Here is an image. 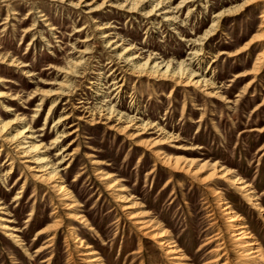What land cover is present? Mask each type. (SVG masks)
<instances>
[{
  "label": "rangeland",
  "instance_id": "rangeland-1",
  "mask_svg": "<svg viewBox=\"0 0 264 264\" xmlns=\"http://www.w3.org/2000/svg\"><path fill=\"white\" fill-rule=\"evenodd\" d=\"M72 1L76 2L77 0ZM88 1L91 2V0ZM102 1L98 0L97 4ZM178 1L180 0H171L169 7L172 8ZM227 1L229 0H209V6L211 5L209 12L204 15L199 9L189 19L187 29H182L184 35H187L185 33L190 32V29H193V35L202 34L210 25L211 13L240 3V0L225 3ZM66 3L50 0L0 2L1 55L5 56L7 53L12 54L13 52L15 57H20L22 61L34 65V72L37 74L34 79H29L16 68L0 71L1 78L11 81L8 86L12 90L21 91L20 89H23L22 91L25 92L23 100L36 88L45 91L55 90L57 86L53 85L64 81L63 76L52 70L44 71L43 69L50 65H62L63 60H74L79 55L74 51L89 47L92 51L89 59V71H87L89 76L80 81L79 90L73 97L72 103L77 105L81 100L94 104L93 99L96 97L92 92L93 89L92 91L87 89L88 86H91L88 83L95 81V73L102 66L105 67L109 57L106 49L103 48V39L100 38L102 32L113 33L112 36L118 35L117 38L125 41L121 46L133 44L138 48L145 45L146 50L160 53L166 60L178 62L186 59L188 47H185L178 40L179 38L168 31L166 27H162L159 31L149 29L150 26L140 22L136 14H132L134 16L130 18L129 14L121 15L122 12H116L110 8H105L94 14H85V7L74 9L67 6ZM198 4L193 3L190 8H198ZM261 5L257 8L251 6L239 14L225 18L216 35L203 48L199 70L206 72L207 78H212L218 88L217 91L229 100V103L205 97L199 92V89L195 90L192 87L175 88L169 81L155 82L146 78L131 77L121 72L125 68L121 70L116 65L114 67L119 69L115 76H124L126 79L123 91L118 96L120 103L118 110L128 113L130 116L136 114L144 121L156 122L166 132L178 136L177 142L158 143L159 146L155 149L161 148L169 154L173 152L172 147L178 144L197 147L194 151L184 153L178 151V153L187 158L199 159L194 169L204 162L208 164L216 162L230 168L235 172V175L251 185L259 203L264 207V129H262L264 127V66L255 78L252 75L243 76L251 69L255 58L264 49V43L262 45L254 43L245 51L232 56L219 55L221 52L233 53L240 49L256 33L260 23L258 17L264 3ZM165 10L169 9L165 8ZM13 11L17 14L11 15ZM29 11L34 13L27 16ZM38 11L47 13L48 22L57 29L55 37H59V39L52 38L48 28L42 27V24L38 22ZM185 13L186 9L180 11L181 18L185 17ZM24 18L26 20L23 21ZM127 18L129 21H126ZM33 21L40 24L33 31L35 37L38 38L34 45L27 46L32 36L20 39L23 36V29L32 25ZM94 21L97 24L108 23L113 28L109 31H96ZM23 22L26 23L20 25ZM83 25L85 30L75 34L74 30ZM3 29L5 30L3 31ZM86 36L91 37L89 42H78L85 39ZM46 42H49L50 47L46 45ZM51 54L63 59L61 63L53 64L50 61ZM195 68L192 67L193 70ZM110 71L109 68L103 70L105 76ZM30 80H33L32 83ZM250 80H254V82L243 91L244 85ZM45 83L52 84L44 85ZM101 98L105 97L101 96ZM36 103L37 101H34L30 105H24L21 102L15 106L20 109L21 106L26 107L27 109L24 111L30 119L31 110ZM47 108L48 105H45L39 112L38 121L35 124L36 129L42 126ZM61 108L62 105L58 112ZM68 113L71 112L68 111ZM80 113H71L73 117L67 124L74 123L78 128L76 133L78 136L75 134L68 140L80 137L82 143L78 147L79 152L72 161L71 167L66 170L64 180L66 186L82 204L79 207V213L85 215L92 230L76 223L70 224L67 221L56 232L51 246L40 253L36 252L45 243L49 234L33 238L40 229L51 222L53 218L50 215L51 211L55 209L58 218L62 219V217L65 218L63 215L66 210L62 206L59 207L60 201L47 186V183L37 182L35 184L29 178L21 198L14 201L17 191L24 182V180H17L18 175L29 164L20 165L21 159L19 160L17 155L10 152L9 155L15 158L18 166L21 167L13 168L14 173L11 178L6 180L2 174L9 167L0 168V205L2 206L0 224L15 228L17 230L13 232L17 236L15 239H20L23 245L8 238L6 234L10 233L9 231L0 229V264H68L71 261H74L75 264H85L80 259L76 244H73L69 226H74L79 237L99 253L104 264H175L176 260L165 255L154 241L142 236V232L135 225L138 220L126 216L128 213L142 212L147 215L146 220L158 221L162 228L170 233L187 257L183 261L184 264H202L207 261L208 258L204 257L206 253L221 240L227 246L225 250L229 251L227 256L230 264H237L231 251L229 231L218 207V195L209 193L182 174H176L167 168L160 167L157 162L153 167L152 165L156 161L154 156L135 146V143L141 140L149 143L160 140V136L152 134L154 129L133 138L137 134V129L134 130L131 126L122 131V135H120V129L127 126L124 120H120L118 124L113 121L108 125L98 124L96 127H89L86 118L83 121L75 119L76 116L81 115ZM3 115L4 111L0 106V120L4 118ZM201 116V121L193 123ZM56 117L57 115L54 118ZM51 122L49 121L45 128L47 133L45 142H48L53 135L50 127ZM109 126L110 128H108ZM76 147V144L73 145L70 151ZM5 152L7 153L8 150ZM5 152L0 151V166L6 160ZM142 152L144 153L141 156ZM54 154L52 152L51 156ZM95 162L103 164L96 165ZM80 167H85L83 170L85 173L83 175L81 173V177L72 182ZM98 170L103 173H111L112 177L125 188L124 198L129 194L133 195L135 198L131 201H135L139 206L126 211L120 210L119 207L130 203H126L125 199L116 202L110 193L104 191L100 184L101 181L97 180L98 175H95ZM151 170L152 173H150ZM210 171V167L205 168L200 174L201 177H206ZM168 179H171L169 183ZM213 187L220 191L222 197L236 213L243 216L249 232L264 249V220L258 211L252 208L245 196L231 189L223 180ZM6 219L12 222H4ZM219 229L221 230V239L202 247L205 240ZM23 247L27 249L28 253H25ZM47 259L50 260L47 261Z\"/></svg>",
  "mask_w": 264,
  "mask_h": 264
},
{
  "label": "bare ground",
  "instance_id": "bare-ground-1",
  "mask_svg": "<svg viewBox=\"0 0 264 264\" xmlns=\"http://www.w3.org/2000/svg\"><path fill=\"white\" fill-rule=\"evenodd\" d=\"M5 1L8 0H0V2ZM50 1L60 3L67 2V6L74 9L85 7V14L101 12L105 8H110V10H116V12L120 13L122 12L121 15L129 14L128 17L130 18L134 16L132 14H136L139 17L140 22L150 26L149 29L159 31L162 27L168 28V31L179 38L178 40L184 44L185 47H188V52L186 54V59L184 60L178 62L166 60L160 53H152L153 51L146 50L145 45L138 48L133 44L121 46L125 41L117 38L119 37L118 35L112 36L113 33L107 34L106 32H102L100 38L103 39V48L106 49V53L109 57H106L107 62L105 67L102 66L101 69H98V72L95 73V81H89L88 83L91 86H88L87 89L89 91H92L93 89L92 92L94 97H96L93 99L94 104L81 100L77 105L72 103L73 97L79 90L78 86L80 81L89 76L87 71H89V59L92 54L89 47H84V49H80V51H74L79 54L74 60L70 59L65 61L51 54L50 61L53 62V64H59L63 60L62 65H50L46 69H43L44 71L52 70L58 75L63 76L64 81L57 82L56 85H53L57 86L55 90L45 91L36 88L32 93L28 94L25 100H23L25 97V92L22 91L23 89H20L21 91L12 90L8 86L11 81L0 77V106L4 111V118L0 120V151L4 153L5 150H8L7 153L5 152L6 160L0 168L4 166L9 167L3 172L2 176L5 180L11 178L14 173L13 168L18 166L16 159L9 155L10 152H13L15 156L17 155L19 160L21 159V162H19L20 165L29 164L25 167L24 171H21L18 175L17 180H24V182L19 191H17L14 201L21 198V194L24 191L23 189L29 178L34 181L35 184L37 182L47 183V186L50 187L60 201V203H58L59 207L62 206V208H65L64 210H66L63 215L65 218L62 217V219L58 218L59 216L55 209L51 211L50 215L53 216L51 222L47 223L46 226L40 229L33 238L35 239L43 234H49L45 243L40 246L36 252L40 253L50 247L56 236V232L67 221L70 224L76 223L87 227L88 230H92L89 227L85 215L79 213V207H81L82 204L78 202L72 191L66 186V181L64 180L66 170L71 167L72 161L79 152L78 147L82 143L80 137L68 140L78 132V128L74 123L67 124L69 123L70 118L73 117L71 113L77 114L81 112V115H78V117L76 116L75 119L83 121L84 118H86V122H89V127H96L98 124L108 125L113 121H116L118 124L120 120H124V122L127 123V126L120 129V135H122V131L128 129L130 126L134 130L137 129V134L134 135L133 138L146 134L147 131L154 129L152 134L158 137L160 136V140L153 143L141 140L139 142L137 141L135 146L150 152V154L154 156L156 161L153 163V167L157 162L160 167L167 168L176 174H182L192 182L198 184V186L206 189L209 193L218 195V207L222 216H224V222H226L229 231L228 238L232 247L231 251L234 254L237 264H264V249L249 232L248 227L244 223L243 216L236 213L231 205L222 197L220 191L215 190L213 186L223 180V182L228 184L231 189H234L240 195L245 196L247 202L252 208L258 211L264 220V207L259 203L255 190L252 189L249 183L244 182L241 178L235 175L233 170L221 166L216 162L212 164L204 162V164L198 166L197 169H194L199 159L195 157L187 158L180 153L194 151L197 147L178 144L172 147L173 152L169 154L166 151L161 150V148L155 149L159 146L157 145L158 143L165 144V142H177L179 140L178 136L166 132L156 122L154 123L148 120L144 121L136 114L130 116L128 113L118 110L120 106L118 96L123 91L126 79H124V76H117V78L115 73L119 69L114 67L116 65L121 68V70L122 68H125V70L121 72H124V74L131 77L146 78L155 82L169 81L173 83L175 88L192 87L195 90L199 89V92L205 97L215 98L218 101L229 103V100L225 99L217 91L218 88H216L212 78H207L206 72L199 70L203 57V48L216 35V32L220 29V24L225 18L239 14L251 6H254L255 8L261 7V3H264V0H240L238 5L222 9L218 12H213L211 13L209 27L200 35H193V29H190V32L185 33L189 36L184 35L182 29H187L189 26V19H191L199 9L204 15L209 12L211 6H209V0H203V2H201V0H180L175 6H172V8L169 7L171 0H103L100 4H97L98 0H91V2L88 0H77L76 2L72 0ZM236 1L237 0H229L225 3H233ZM193 3H199L197 5L198 8H190ZM165 8L169 10H165ZM182 9H186L184 18H181L180 15ZM43 12L44 11L37 12L39 13L38 22L42 24V27L48 28L52 38L59 39V37H55V31H57V29L53 24L48 22L47 13ZM32 13L34 12L29 11L27 16H30ZM16 14L17 13L13 11L11 15ZM258 18L260 19V23L257 26L256 33H254L240 49L233 53L221 52L219 55L227 54L228 56H232L243 50L245 51L254 43L262 45L264 43V6L262 7L261 14ZM22 20L24 21L26 18ZM126 21H129L128 18ZM38 22L33 21L32 25L24 28L22 31L23 36L21 35L22 38L20 40L27 38L29 35L32 36L27 46H32L37 42L38 37H35L33 31L36 30V26H40ZM25 23L26 22H23L20 25H24ZM93 23H95L96 31H109L113 28L108 23L97 24L96 21ZM4 30L5 29H3V31ZM83 30H85L84 25L79 29H75L74 33H80ZM39 34L41 35V33ZM90 38V36H86L85 39L78 42L87 43L91 40ZM118 41L120 42L118 43ZM55 42L58 43L59 41ZM46 45L49 46V42H46ZM58 49H60L59 46ZM263 63L264 49L255 58L251 69L243 76L252 75L255 78V76L261 71L262 66H264ZM34 67V65L22 61L20 57H15L13 52L12 54L7 53L5 56L0 53V71L16 68L24 77L34 79L35 75H37L34 72ZM192 67L196 68L193 70ZM105 68L111 70L107 76H105L103 72ZM208 68L209 65L206 69L208 70ZM32 81L33 80H30L31 83ZM39 82L41 83V81ZM253 82L254 80L248 81L244 85L243 91L249 88ZM51 84L52 83H45L44 85ZM112 93H114V96L110 95ZM101 96H104L105 98L102 99ZM34 101H37V103L31 110L32 114L30 115V119L25 114L24 110L27 109L26 107L21 106L22 108L20 109L18 106H15L21 102H23L24 105H30ZM45 105H48V108L42 126L36 129L35 124L38 121V114ZM61 105L62 108L58 112ZM197 110L199 109L197 108ZM68 111L71 113H68ZM56 115L57 117L54 118ZM201 120L202 116L195 122L193 121V123H197ZM49 121H52L50 127L53 135L49 138L48 142H45V139L47 138L45 128ZM73 127L75 128L71 129ZM108 128H110V126ZM262 129H264V127ZM75 136H78V134ZM67 140L68 142L65 143ZM75 144L77 147L70 151V148ZM178 151H180V153H178ZM52 152L55 153L53 156H51ZM143 153L144 152L141 153V156ZM94 164L101 165L103 163L95 162ZM207 167H210L211 169L209 175L201 177L200 174ZM84 168L85 167L79 168V171L75 174L72 182L77 181V178L81 177V173L82 175L85 173L83 172ZM152 170L150 173H152ZM95 175H98L97 180L101 181L100 184L104 191L110 193L116 202L125 199L126 203H130L129 205L119 207L120 210L126 211L139 206L135 201H131L135 198L133 195L129 194L124 198L123 193L125 192V188L123 185H120L117 179L112 177L111 173H103L101 170H98ZM170 181L171 179H168L167 182L169 183ZM1 209L2 206L0 205V210ZM126 216H129L130 219L138 220V223L135 222V225L137 226V229L142 232V236L154 241L159 248L164 251L165 255L176 260V262H174L175 264H184L183 261L187 259L185 253L182 252L176 241L170 236V233L162 228L158 221L153 219L146 220L145 218L147 215L145 212L138 214L128 213ZM4 222L9 223L12 221L6 219ZM69 227V233L73 238V244H76V248L81 256V261L85 264H104L99 253L94 250L89 243L79 237L74 226ZM0 229L9 231L10 233L6 234L7 237L17 242L19 245H23V242H21L20 239H15L17 237L13 234V232L17 231L15 228L0 224ZM221 236V230L219 229L211 237H208L201 246L203 247L217 242L221 239ZM225 249H227V246L224 241L221 240L220 243H216V245L206 253L204 257L208 258V260L204 261L202 264H230L229 257L227 256V252L229 251ZM24 251L25 253H28L25 248ZM48 260L50 259H47V261ZM68 264H75V262L71 261Z\"/></svg>",
  "mask_w": 264,
  "mask_h": 264
}]
</instances>
